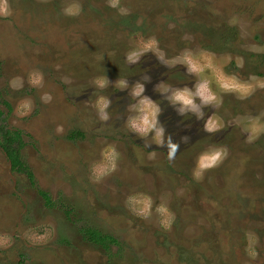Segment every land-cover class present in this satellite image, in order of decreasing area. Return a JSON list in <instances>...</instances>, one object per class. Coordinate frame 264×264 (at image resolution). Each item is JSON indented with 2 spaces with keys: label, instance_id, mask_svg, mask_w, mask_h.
I'll return each mask as SVG.
<instances>
[{
  "label": "rangeland",
  "instance_id": "obj_1",
  "mask_svg": "<svg viewBox=\"0 0 264 264\" xmlns=\"http://www.w3.org/2000/svg\"><path fill=\"white\" fill-rule=\"evenodd\" d=\"M4 9L0 264H264V0Z\"/></svg>",
  "mask_w": 264,
  "mask_h": 264
},
{
  "label": "trees",
  "instance_id": "obj_2",
  "mask_svg": "<svg viewBox=\"0 0 264 264\" xmlns=\"http://www.w3.org/2000/svg\"><path fill=\"white\" fill-rule=\"evenodd\" d=\"M5 105L8 106V104L5 103ZM9 107V106H8ZM1 115V113H0ZM14 144H16V147H14ZM22 143L19 137V134L17 132H10L7 131L4 127H0V146L4 153L6 154V157L8 161L10 162V166L13 170H17L18 172H22L27 175L29 180L31 181V173L28 170V168L21 162L19 150L22 147ZM41 196L44 198L46 205H51L50 200L47 196V194L41 192ZM84 237L89 242H96V243H103L104 240L114 243L115 240L105 236L101 235L98 231L93 229H85L82 230Z\"/></svg>",
  "mask_w": 264,
  "mask_h": 264
},
{
  "label": "flooded vegetation",
  "instance_id": "obj_3",
  "mask_svg": "<svg viewBox=\"0 0 264 264\" xmlns=\"http://www.w3.org/2000/svg\"><path fill=\"white\" fill-rule=\"evenodd\" d=\"M5 103L6 104H8L7 102H5V101H2L1 102V104H3V106L7 109V111L8 112H11V107H10V105L8 104V106L7 105H5ZM0 113H1V115H0V121L2 120V118H4V113H3V111L0 109ZM171 119V118H170ZM172 120V119H171ZM3 121V120H2ZM0 127H3V126H0ZM5 128V127H4ZM7 131H10V132H17L18 134H19V137H20V140H21V143L23 144L22 145V147L20 148V150H19V157H20V160H21V162L25 165V163L23 162V160H22V158H21V150H22V148L25 146V143H23V141H22V134H21V132L19 131V130H9V129H7V128H5ZM168 146H167V148H170L171 147V145L172 144H167ZM1 147V146H0ZM14 147H16V144H14ZM2 149V148H1ZM169 150H171V149H169ZM3 151V150H2ZM4 152V151H3ZM195 152H196V150H194L193 151V153L195 154ZM4 155H5V157H6V154L4 153ZM195 157V156H194ZM6 159H7V157H6ZM7 161H8V159H7ZM8 163H9V166H10V162L8 161ZM26 166V165H25ZM27 167V166H26ZM188 167L189 168H191L192 167V165H189L188 164ZM28 168V167H27ZM10 170L12 171V172H15V173H18V174H23V175H25L26 177H27V175L26 174H24V173H22V172H18L17 170H13L12 168H11V166H10ZM28 170H29V168H28ZM30 171V170H29ZM30 173H31V171H30ZM178 173V171H176V174ZM32 175V174H31ZM27 179H28V182H29V184L31 185V186H33L34 185V179H33V176H31V181L29 180V178L27 177ZM41 192L42 191H39V194H40V196H41ZM42 193H45V192H42ZM46 194V193H45ZM48 196V195H47ZM42 197V196H41ZM48 198H49V196H48ZM42 199L44 200V198L42 197ZM49 200H50V198H49ZM44 203H45V200H44ZM50 203H51V205H49V207L50 206H52V202L50 201ZM46 204V203H45ZM46 206H48V205H46ZM94 230V229H93ZM101 234V233H100ZM101 235H105V236H108V235H106V234H101ZM82 237L84 238V240L85 241H87V242H89L88 240H86V238L84 237V234L82 233ZM108 237H110V236H108ZM111 238V237H110ZM112 239H114V238H112ZM115 240V242H116V239H114ZM114 242V243H115ZM89 243H92V244H94V245H100V246H104V247H107L108 246V244L109 245H111V244H114V243H111V242H108V241H106V240H104L103 241V243H96V242H89Z\"/></svg>",
  "mask_w": 264,
  "mask_h": 264
},
{
  "label": "clouds",
  "instance_id": "obj_4",
  "mask_svg": "<svg viewBox=\"0 0 264 264\" xmlns=\"http://www.w3.org/2000/svg\"><path fill=\"white\" fill-rule=\"evenodd\" d=\"M76 10H77V8H76L75 5H73V6H71L70 8L67 9L68 12H73V11H76ZM4 11H5V9H4V0H0V14H3ZM98 83L100 84V86H103V81H99ZM141 90H142V86H141ZM185 103H190V101L185 100ZM97 104H98V106H99V110H100L101 112H103V110H104V109L107 107V105H108V101H107V99L100 98V99H98ZM153 115H154V113H153ZM101 118H102V119H107V115L105 114V115H103ZM144 123L148 124L149 122H148V120L146 119V120L144 121ZM130 124H131V126H132L134 129L136 128V122H135V121H130ZM149 127H151V124H149ZM208 130H211V128H209ZM218 156H219V153H216L215 155L211 156L209 159L212 160V161H214V160L217 159Z\"/></svg>",
  "mask_w": 264,
  "mask_h": 264
}]
</instances>
